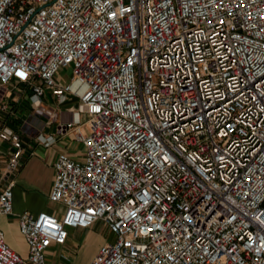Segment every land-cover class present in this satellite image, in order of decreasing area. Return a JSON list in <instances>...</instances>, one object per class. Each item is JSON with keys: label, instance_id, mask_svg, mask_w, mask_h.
<instances>
[{"label": "built area", "instance_id": "2783aa9c", "mask_svg": "<svg viewBox=\"0 0 264 264\" xmlns=\"http://www.w3.org/2000/svg\"><path fill=\"white\" fill-rule=\"evenodd\" d=\"M47 92L77 98L57 130L82 153L53 161L59 215H18L26 257L0 229V264H46L98 222L88 264H264V0H0V215L20 100L50 123Z\"/></svg>", "mask_w": 264, "mask_h": 264}, {"label": "crops", "instance_id": "0c3cea01", "mask_svg": "<svg viewBox=\"0 0 264 264\" xmlns=\"http://www.w3.org/2000/svg\"><path fill=\"white\" fill-rule=\"evenodd\" d=\"M59 83L61 82L59 81ZM22 100H20V103L27 101L26 99ZM76 105L77 98L67 96L57 101L47 92L41 106L44 109L47 107L54 108L56 117L50 123H46L42 116H38L32 111L26 117L22 114L23 107L19 106L22 110V119L17 124V127L22 135L26 151L22 165L15 178L12 213L0 215V229L4 233L5 242L22 257L27 256L28 247L19 231L18 215L24 211L35 214L45 211L59 215V210L62 209V206L48 199L54 176L53 161L60 151H65L72 157H78L82 153V145L75 137L74 127L67 128L66 132L61 133L57 130L59 124H67L73 121L74 115L70 108ZM81 129L85 130V127H81ZM38 135H42L45 138L51 136L53 141L49 146H43L37 142L36 137ZM29 152H32V154H29ZM69 233L70 236L67 239L69 244L67 243L64 247H60L58 252H55L53 248L47 251L46 264H69L68 255H74L84 242H91L94 244V249L91 257L86 260V264H88L99 245L111 238L108 233L104 236L97 234L93 228H69ZM54 256H56V260H51Z\"/></svg>", "mask_w": 264, "mask_h": 264}, {"label": "rangeland", "instance_id": "374dc122", "mask_svg": "<svg viewBox=\"0 0 264 264\" xmlns=\"http://www.w3.org/2000/svg\"><path fill=\"white\" fill-rule=\"evenodd\" d=\"M70 74H71V67L70 66L61 68V69H59V71L57 73V79L61 83H65L69 80ZM54 104H57V103L55 102ZM20 106L23 107V109H24L22 114H24L27 117L29 115L30 108H31V106L29 105V102L26 101L24 103H20ZM93 229L99 235L104 236L107 234V230H106L104 224H102L100 222L96 223L95 226L93 227ZM68 233H69V229H68ZM69 236H70V233H69ZM67 243L69 244V242H67ZM71 244L73 245V243H71ZM59 248H60L59 246L53 247L55 252H58ZM93 249H94L93 243L84 242V244L81 245L80 249L76 250V253H74V255H68L67 259L70 261L69 264H86V260L88 257L89 258L91 257ZM71 254H73V253H71ZM51 260H56V256L52 257Z\"/></svg>", "mask_w": 264, "mask_h": 264}]
</instances>
